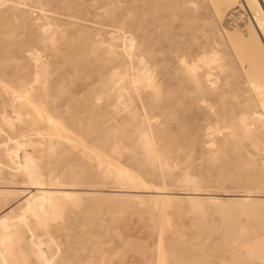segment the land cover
Here are the masks:
<instances>
[{"label":"rangeland","instance_id":"374dc122","mask_svg":"<svg viewBox=\"0 0 264 264\" xmlns=\"http://www.w3.org/2000/svg\"><path fill=\"white\" fill-rule=\"evenodd\" d=\"M203 53L226 95L191 73ZM4 218L0 264H264V21L248 1L0 0Z\"/></svg>","mask_w":264,"mask_h":264},{"label":"bare ground","instance_id":"6f19581e","mask_svg":"<svg viewBox=\"0 0 264 264\" xmlns=\"http://www.w3.org/2000/svg\"><path fill=\"white\" fill-rule=\"evenodd\" d=\"M248 1V5H249V8H250V14H251V18L254 22L256 23H263L264 21V0H247ZM9 4V3H8ZM134 43V42H133ZM131 44V43H130ZM125 45V44H124ZM199 49V48H197ZM34 62V61H33ZM219 65V61H217V57L216 56H213V55H209V54H206V53H203L200 57H198L196 60H194L191 64L188 63V67L190 68V71L191 73H194L196 74V79L197 81L200 82L201 86H202V90L203 91H207V92H212L214 94H218V93H223L224 91V88H219V80L217 78V74H216V71H220L221 68H223L224 66L223 65H219L218 67L214 68V66H217ZM37 78V77H36ZM35 78V79H36ZM150 81V80H149ZM252 85V84H250ZM253 86H255L253 84ZM254 88V87H253ZM256 90L259 92L261 89L259 87H255ZM224 95H226V92L223 93ZM122 98V96L120 97ZM257 98V97H256ZM119 102V101H118ZM204 102H207V103H210L211 100L208 99V100H204ZM20 116V115H18ZM3 118V117H2ZM22 118V117H21ZM8 119V118H7ZM20 119V117H19ZM11 120V119H10ZM18 120V118H17ZM4 121V120H3ZM20 121V120H19ZM6 122V121H5ZM8 125L11 126L12 123L8 120L7 121ZM13 129V128H12ZM145 141V140H144ZM144 143H146L144 146H146L147 148H149V145L150 142L149 141H145ZM25 146V145H24ZM28 146V145H27ZM20 148V147H19ZM53 149V148H52ZM20 152V151H19ZM150 152V151H149ZM7 154V152H6ZM9 154V153H8ZM7 154V156H8ZM10 155L12 156L13 155V152H10ZM17 158L19 156L18 152H17ZM12 158V157H11ZM16 158V159H17ZM26 161H25V170L24 171H27L29 176L31 175L32 177L36 176L37 173H35L36 171V168H37V165L35 164L33 158L30 156L26 157ZM12 160V159H11ZM21 166V165H20ZM23 167L21 166V169ZM42 178V177H41ZM33 179V178H31ZM37 179V178H36ZM123 179V178H122ZM133 182V181H132ZM39 187V186H38ZM40 190H42L40 188ZM43 192V190L41 191ZM51 195V198L54 194H50ZM65 197H71L70 194H65L64 195ZM57 197V196H56ZM33 198L32 200H27V204H28V208L29 210H34L36 211L38 208L41 207V203L44 201V199H38V198H35V197H31ZM50 198V199H51ZM77 198V197H75ZM140 198V197H139ZM142 198L139 199V201H141ZM160 199V198H159ZM155 200V199H153ZM162 200V199H161ZM160 200V201H161ZM251 200V197H246L243 199L244 202L242 203H248L246 204V206H250L251 203L249 202H253V201H250ZM253 200V199H252ZM46 201V200H45ZM72 201V200H71ZM219 202V201H218ZM155 203V202H154ZM220 203V202H219ZM222 203V202H221ZM241 203V204H242ZM243 204V205H244ZM253 204V203H252ZM158 206H159V203H158ZM40 211V210H39ZM42 211V210H41ZM31 212V211H30ZM26 215V214H25ZM36 219V218H35ZM7 218H4L2 219V221L0 222V225L4 224L6 222ZM25 223V222H24ZM9 226L6 227V229H8ZM29 232V231H28ZM8 238V237H6ZM2 239V242L4 243L5 241L7 242L8 239ZM34 238V237H33ZM34 240V239H33ZM37 242V241H36ZM39 243V242H38ZM36 244V243H35ZM39 245V244H38ZM38 245H36L38 247ZM42 245V244H41ZM44 246V245H43ZM41 247V246H39ZM45 247V246H44ZM39 249V248H38ZM43 255V253H42ZM44 256V255H43ZM45 257V256H44Z\"/></svg>","mask_w":264,"mask_h":264}]
</instances>
